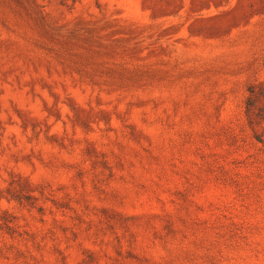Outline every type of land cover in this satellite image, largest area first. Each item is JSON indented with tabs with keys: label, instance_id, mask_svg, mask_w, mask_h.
<instances>
[{
	"label": "rangeland",
	"instance_id": "1",
	"mask_svg": "<svg viewBox=\"0 0 264 264\" xmlns=\"http://www.w3.org/2000/svg\"><path fill=\"white\" fill-rule=\"evenodd\" d=\"M264 0H0V264H264Z\"/></svg>",
	"mask_w": 264,
	"mask_h": 264
},
{
	"label": "trees",
	"instance_id": "2",
	"mask_svg": "<svg viewBox=\"0 0 264 264\" xmlns=\"http://www.w3.org/2000/svg\"><path fill=\"white\" fill-rule=\"evenodd\" d=\"M256 139L260 142H263L264 143V140H262L260 137H256Z\"/></svg>",
	"mask_w": 264,
	"mask_h": 264
}]
</instances>
